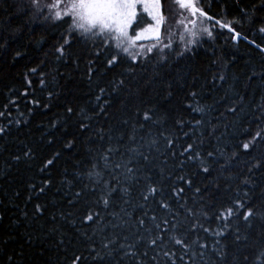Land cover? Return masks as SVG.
<instances>
[{"label": "trees", "instance_id": "obj_1", "mask_svg": "<svg viewBox=\"0 0 264 264\" xmlns=\"http://www.w3.org/2000/svg\"><path fill=\"white\" fill-rule=\"evenodd\" d=\"M50 1L0 0V264H264V0H202L210 37L111 66Z\"/></svg>", "mask_w": 264, "mask_h": 264}, {"label": "snow or ice", "instance_id": "obj_2", "mask_svg": "<svg viewBox=\"0 0 264 264\" xmlns=\"http://www.w3.org/2000/svg\"><path fill=\"white\" fill-rule=\"evenodd\" d=\"M32 4L36 5L37 9H40L41 6L38 5L37 0H32ZM182 7H187V4H182ZM48 10L55 9L54 15L48 17L54 21L61 20L65 16L70 18V24L72 31L78 33L82 39L90 40L93 42H97L98 45L103 46L105 49L112 48L113 54L111 55V58L107 60V63L111 66L113 64H116L119 62L120 58L123 56H128L132 59L133 62H136L138 58H151L156 59V55L153 54V50L156 49V54L161 57V60L165 58V48H170L171 44H164L162 47H157V45H152L151 47L144 48L143 45L139 46L138 50L136 49V41L141 39V33H136L135 37L129 36L128 29L132 26V24L135 22V18L137 15L136 7H137V0H76V2H73V0H70L69 3L64 5L65 11L62 13L60 8V0H56V3L46 6ZM224 27H227L225 25ZM204 31L207 33V35L210 37L211 32L207 29H204ZM261 32H264V28L260 29ZM193 36L195 33L192 34ZM239 34H236V37H238ZM182 39V37H181ZM65 43L67 44L68 41L66 40ZM195 43L194 40H189L188 44ZM259 47V46H258ZM186 50H190L187 49ZM264 51V49H260ZM58 52L63 54V46H61L60 49H58ZM97 55L100 53L97 52ZM183 54V53H181ZM33 72L36 70L33 69ZM44 81L41 80V84H43ZM103 91V90H102ZM194 95V94H193ZM71 111V109H69ZM199 112H203V108L198 109ZM232 111H235V109H232ZM145 119H149L148 116H145ZM4 129L0 128V132H3ZM256 138H259L260 140L264 141V135L261 133H256L255 137L253 138L252 143L255 144ZM249 143L243 144L244 149L249 148ZM192 148L191 145L188 146L187 150H190ZM112 151V150H110ZM116 151L117 155L119 154V149L114 150ZM135 150H131L130 154L134 155ZM209 156L212 155V153L208 154ZM101 160H103L102 167L105 170H110L113 165L109 164L108 160L104 158L102 155L100 157ZM141 159H146L143 156ZM52 161H48L50 164ZM130 163H135L134 160L132 161H126L123 165L117 163L115 165L116 168L123 167L127 170V172L131 173L133 171L132 168L128 167ZM205 172L208 171L207 168L203 169ZM90 178L96 177L97 179L100 178L101 173L100 172H90L89 173ZM127 179V177H126ZM96 189H93L95 191ZM152 193H155L156 189L152 188L150 190ZM181 191H183L181 189ZM114 194V193H109ZM147 196L144 197L145 200H147ZM103 204L105 206L108 205V200L105 199L103 201ZM163 208H167V205H162ZM236 209H243L244 204L237 201L235 205ZM188 214L190 216L193 215L191 209L188 210ZM233 208H228L226 213H221V217L224 221H227L230 217L235 215ZM250 217H254V212L251 208L247 209L244 212L243 220L245 222H249ZM96 219H99V215L97 214ZM155 220V218H152ZM94 217L92 215H88L85 217V222L93 221ZM163 224L167 226L169 224L168 219L163 220ZM140 225L143 227L144 221L140 220ZM157 229L160 228L159 224L155 225ZM179 227V224L175 218V214H173L172 219V228L177 229ZM197 226L193 225L192 230L195 231V228ZM224 227H227V224L224 225ZM207 231V230H205ZM218 236H223L224 231H219L216 233ZM157 239L162 240V237H157L156 239H152L150 241L151 245H155L157 243ZM174 239V243L177 245H182L183 247L187 248L188 245L184 243L183 239ZM107 248V245H105ZM200 247L207 248L209 245L207 244H201ZM165 255H169L168 253H165ZM100 259H103V257H99ZM77 261H79V257L75 258Z\"/></svg>", "mask_w": 264, "mask_h": 264}, {"label": "rangeland", "instance_id": "obj_3", "mask_svg": "<svg viewBox=\"0 0 264 264\" xmlns=\"http://www.w3.org/2000/svg\"><path fill=\"white\" fill-rule=\"evenodd\" d=\"M69 2L70 0H60L59 10L62 13L65 11L64 5ZM54 3L56 0H51L49 5ZM203 3L202 0H169L168 13L163 9L164 24L159 38L160 13L157 0H137L135 22L128 29L129 36L132 37H135L136 33H141V39L136 41L134 50H138L140 45L145 49L152 45L162 47L164 44H172L175 40L188 42L208 36L204 29L210 31L212 19L205 13ZM182 4L188 6L182 7ZM49 11L54 15L55 9Z\"/></svg>", "mask_w": 264, "mask_h": 264}, {"label": "water", "instance_id": "obj_4", "mask_svg": "<svg viewBox=\"0 0 264 264\" xmlns=\"http://www.w3.org/2000/svg\"><path fill=\"white\" fill-rule=\"evenodd\" d=\"M158 2V10L160 13V21H159V29H158V37H161V31H162V27L164 24V15H163V8H162V1L161 0H157Z\"/></svg>", "mask_w": 264, "mask_h": 264}]
</instances>
